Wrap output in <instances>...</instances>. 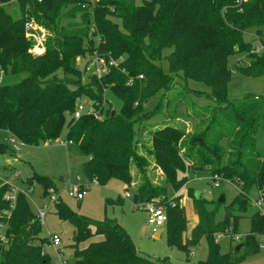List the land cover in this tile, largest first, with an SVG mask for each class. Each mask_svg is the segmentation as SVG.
Segmentation results:
<instances>
[{"label":"trees","instance_id":"1","mask_svg":"<svg viewBox=\"0 0 264 264\" xmlns=\"http://www.w3.org/2000/svg\"><path fill=\"white\" fill-rule=\"evenodd\" d=\"M5 1L18 3L19 17L6 10ZM77 14L80 22H73ZM65 17L69 22L63 25ZM31 18L50 31L40 54L31 51L33 42L26 37V22ZM252 31L262 40V47L249 53L253 48L244 35ZM164 49H171L166 56L170 74L159 63ZM94 52L118 63L100 78L83 81L78 58ZM237 52H247L249 58L248 64L237 66L243 74L264 75V0H143L141 4L136 0H0V73L20 77L17 82L0 84V136L7 132L22 143L40 145L57 141L67 128L66 141L76 144L87 157L84 174L100 185L116 178L130 190L131 167L136 165L141 177L133 187V208L150 202L164 207L169 247L189 255L206 237L207 259L194 264H236L256 252L258 238L264 236V211L254 207L250 196L257 185L264 205V158L256 143V134L264 130V98L228 99L233 71L228 58ZM140 74L143 79L128 84L130 77ZM176 76L205 83L214 105L195 108L185 89L169 95ZM107 89L121 99L119 113L105 110ZM158 93L155 107L146 110V103ZM85 97L101 110L102 119L92 114L74 118ZM183 101L195 122L191 131L179 122L149 125L148 154L164 176L162 183L155 184L145 175L148 158L137 150L139 131L164 106L168 119L174 120ZM11 150L7 141L0 140V154ZM205 167L229 179L239 192L223 207L220 221H215L217 207L208 210V200L193 195L198 222L186 235L182 195L170 196L168 189L177 193L187 183L186 177H178L180 171ZM33 180L43 184L45 193L54 186L50 178L36 172L28 182ZM9 189L0 180V212L10 211L9 219L0 215V223L8 222L9 237L6 245H0V264H53L44 251L50 239L41 236L40 218L26 193L19 192L11 208L4 199ZM54 206L74 227L69 245L74 264H174L168 257L140 254L115 219L93 223L71 211L60 198ZM245 215L251 226L242 245L244 253H223L217 235H235Z\"/></svg>","mask_w":264,"mask_h":264},{"label":"rangeland","instance_id":"2","mask_svg":"<svg viewBox=\"0 0 264 264\" xmlns=\"http://www.w3.org/2000/svg\"><path fill=\"white\" fill-rule=\"evenodd\" d=\"M136 1L138 4H141L143 0ZM4 6L13 16H20V9L17 2L5 1ZM72 21L80 22V14H77ZM68 22L67 17L61 20L63 25ZM45 30L47 35L50 34L48 29L45 28ZM244 38L252 45L253 49L248 50L249 53L261 49L262 40L259 39L254 31L246 32ZM95 40H98V37H95ZM32 42L34 44L33 40ZM170 52L171 49H164L159 62L166 74H170L169 64L166 59V56ZM246 54L247 52H237L228 58V64L233 71L228 83L227 96L233 102L244 101L248 95L264 98V75H245L237 67L249 63V58ZM90 56L89 54H85L79 57L77 61L78 68L83 72V81H87L90 77L83 71L84 65ZM19 79V76L0 73V84L14 83ZM184 89L185 91L188 90L185 92L186 96L190 104L195 108H206L214 105L213 100L208 96L210 88L205 83L193 79L185 81L179 76H176L175 85L169 95L172 94L174 96L178 90L181 91ZM160 96L161 93L154 95L146 103L145 109H153L159 101ZM104 97L106 102L105 110L112 108L117 113L121 111L122 101L116 94L107 89L104 91ZM83 100L88 103L91 102L86 97ZM176 112L178 118L176 117L174 120L168 119L167 110L164 106L163 111L153 116L144 124L145 127L139 131L137 150L140 154L148 158L149 164L145 168V175L155 184L162 183L164 176L161 169L153 162L152 156L148 154V148L150 146L148 134V130L150 129L149 125L155 124L156 127H160L167 121L170 123L179 122L186 127L187 131H191L194 128L195 122L188 115V108L185 101L178 104ZM66 133L67 128L63 130L61 138L57 141L46 142L40 145L17 143V148L11 146V151L0 154V178L6 180L19 191L26 193L30 206L36 215L39 216L41 211L44 212V216H40L42 224L41 236L50 238V235L56 234L61 238L59 246H54L51 243H46L44 246V251L50 255L53 264H61L62 260L66 264H74V251L69 246L72 243L74 227L70 221L62 219L56 213V207L50 199V195L52 194H58L60 200L71 211L85 216L93 223L101 222L106 217L117 220L129 233L140 254L151 258L168 257L174 264H194L199 260L207 259L208 242L206 237H203L199 244L193 247L190 254L187 255L186 252L178 248L168 246L165 232L160 236H158V232L155 236V232L148 224V212L146 210L133 208V187L135 188L137 186L141 177L138 174L136 165L133 164L131 167L134 180L130 190H125L123 181L116 178L111 179L106 185H100L97 182L92 183L83 171V162L87 157L76 144L66 141ZM0 140L9 143L8 133L2 132ZM256 143L261 157L264 158L263 129H260L256 134ZM224 147H226V142H224ZM34 172L47 176L53 181L54 186L47 193H45V188L39 181L33 180L32 182H28ZM77 177L85 185L90 184V188L85 190L82 200H77L68 193V181H75ZM178 177H186L187 183L177 193L169 186L168 194L170 196L176 194L182 195L181 203L185 206L187 216L186 235H189L195 218H197L193 208V195L200 194L202 198L204 197L208 200L210 202L207 201L206 204L208 210L217 207L215 221H220L223 218V207L231 203L239 192L238 187L224 177L220 178V187H214L213 175L208 167L196 170L186 169L185 171H180ZM126 193H129L130 197H126ZM222 196L225 197V201L219 205L218 203ZM250 196L252 203L259 200L260 192L257 185L251 189ZM255 208L258 209L259 207ZM250 226V217L249 215H245L240 218L235 235L230 233L218 234L216 239L221 246V251L231 254L238 252L244 253L242 245L244 247L246 234L249 232ZM234 236L237 238H234ZM100 238L98 236L94 240ZM258 243L259 249L256 252L247 254L236 264H264V236L258 238ZM238 246H241L240 248L242 249L237 250Z\"/></svg>","mask_w":264,"mask_h":264},{"label":"built area","instance_id":"3","mask_svg":"<svg viewBox=\"0 0 264 264\" xmlns=\"http://www.w3.org/2000/svg\"><path fill=\"white\" fill-rule=\"evenodd\" d=\"M41 1V0H38ZM26 37L30 40L34 41L33 47L31 49L32 52L36 54H40L44 51V44L47 37V32L45 28H43L40 24H38L33 18L28 19L26 22ZM118 60L109 58L99 55L97 52H94L89 58V60L84 65L83 71L85 74L89 75L90 77H97L100 78L101 76L107 74L109 69L112 66H116ZM144 76L140 74L137 78L130 77L128 84H133L136 79H143ZM106 91V90H105ZM103 103L105 104V97L103 99ZM83 114H92L97 119H102L104 114L101 112L100 109H96L91 101L88 103L87 101L79 102L77 108L73 114L74 118H79ZM9 135V143L13 148H17V143L23 144L16 136L11 133ZM214 187H220V178L222 177L220 174H212ZM3 184H9L10 189L5 193L4 199L10 203L11 208L14 207L17 194L19 191L17 188L13 187L10 183L6 180L0 178ZM92 183L97 182L96 180L91 181ZM90 188V184L85 185L82 183L81 179L77 177L75 181H68V193L71 197L76 198L77 200H82L85 190ZM25 193V192H24ZM126 197H130L129 193L125 194ZM60 196L58 194L50 195V199L52 200L53 204L58 201ZM255 207H259L258 209L264 211L263 200L259 198L255 203H253ZM138 209H144L148 212V224L152 227L154 232L164 228L166 222V212L163 206L157 205L154 202L150 203H139L136 205ZM0 215L6 216V219L10 217L9 210H3L0 212ZM44 216V212L41 211L39 214V218ZM8 222H1L0 223V245H6L8 243L9 237L7 235L8 229ZM234 238H237L234 236ZM50 243L54 246H59L61 243V238L56 235H50ZM65 264V261L62 263Z\"/></svg>","mask_w":264,"mask_h":264},{"label":"water","instance_id":"4","mask_svg":"<svg viewBox=\"0 0 264 264\" xmlns=\"http://www.w3.org/2000/svg\"><path fill=\"white\" fill-rule=\"evenodd\" d=\"M113 113H114V112H113ZM196 197H197V198H200L201 195H200V194H197ZM220 201H222V202L225 201V197L222 196V197L220 198ZM163 231H164V228L161 229V231L159 232V235H158V236H160L161 232H163ZM240 247H241V246H238V247H237V250H239Z\"/></svg>","mask_w":264,"mask_h":264},{"label":"crops","instance_id":"5","mask_svg":"<svg viewBox=\"0 0 264 264\" xmlns=\"http://www.w3.org/2000/svg\"><path fill=\"white\" fill-rule=\"evenodd\" d=\"M178 116V115H177ZM178 118V117H177ZM125 187H126V185H125ZM197 222H198V218H195V221H194V223H193V225H192V228L197 224ZM191 228V229H192ZM161 231V229L160 230H158L157 232H155V236L158 234V232H160ZM164 232V231H163ZM163 232H161V234L163 233ZM160 234V235H161ZM64 262V260H62L61 261V264ZM66 264V263H65Z\"/></svg>","mask_w":264,"mask_h":264}]
</instances>
